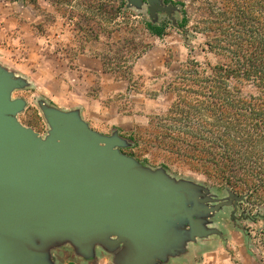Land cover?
Wrapping results in <instances>:
<instances>
[{"label":"rangeland","instance_id":"rangeland-1","mask_svg":"<svg viewBox=\"0 0 264 264\" xmlns=\"http://www.w3.org/2000/svg\"><path fill=\"white\" fill-rule=\"evenodd\" d=\"M180 2L188 5V29H197L200 12L191 8L200 5L197 0H161L162 5L173 6L170 13H151L147 0L141 7L129 5V0L126 4L121 0H74L70 5L52 0H0V65L25 81L12 92L13 100L25 101L16 115L23 126L45 139L52 127L42 102L63 111H77L92 130L124 139L126 145L119 150L145 168L163 169L173 179L200 187L202 197L212 199L206 204L212 206L228 200L232 190L227 185L184 165L165 163L144 149L145 129L152 119L166 113L171 101L163 81L173 77L190 56L177 30L186 9ZM111 6L115 22L109 19ZM96 22L102 29H94ZM149 23L165 26L164 33H151ZM112 27L124 30H114L110 39ZM131 38L140 45L127 53L128 65L115 72L104 69L97 53L110 54V40L119 41L122 48L123 40ZM203 42L200 33L191 42L198 46L192 56L200 61L204 60ZM123 71H129L128 78ZM234 204L205 217L207 227L216 233L186 238L180 249L156 264H262L264 204L248 196L236 208ZM183 229L189 231V226ZM114 257V252L102 246L96 247L91 258L79 255L69 243L51 249L53 264H116Z\"/></svg>","mask_w":264,"mask_h":264},{"label":"water","instance_id":"water-1","mask_svg":"<svg viewBox=\"0 0 264 264\" xmlns=\"http://www.w3.org/2000/svg\"><path fill=\"white\" fill-rule=\"evenodd\" d=\"M147 3L151 13L173 8ZM24 85L0 65V264H53L51 249L66 243L86 258L102 246L116 264H156L186 238L216 233L205 217L245 199L231 191L207 205L200 187L145 168L119 150L124 139L92 130L77 111L42 102L52 129L40 137L16 118L25 101L12 92Z\"/></svg>","mask_w":264,"mask_h":264},{"label":"trees","instance_id":"trees-1","mask_svg":"<svg viewBox=\"0 0 264 264\" xmlns=\"http://www.w3.org/2000/svg\"><path fill=\"white\" fill-rule=\"evenodd\" d=\"M52 1L70 5L74 0ZM197 1L198 7L191 6L200 12L197 29H188V5L180 2L186 9L177 30L190 56L163 81L171 101L166 113L145 129L144 149L165 163L184 165L264 204V0ZM112 11L113 6L109 19L115 22ZM96 23L94 29H102ZM164 27L148 24L153 34L164 33ZM114 30L124 29H109L110 39ZM196 33L204 37L203 61L192 56L198 47L191 44ZM119 45L110 40V54L97 53L104 69L115 72L128 65L127 53L140 43L131 38L123 40V49ZM123 72L128 78L129 71ZM261 234L264 245V229Z\"/></svg>","mask_w":264,"mask_h":264}]
</instances>
